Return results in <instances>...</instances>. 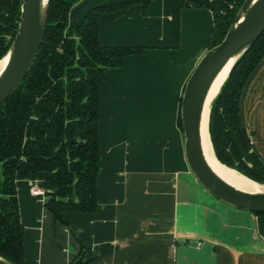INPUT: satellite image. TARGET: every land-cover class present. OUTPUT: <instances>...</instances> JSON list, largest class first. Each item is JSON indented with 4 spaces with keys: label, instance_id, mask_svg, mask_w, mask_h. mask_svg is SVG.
Segmentation results:
<instances>
[{
    "label": "crops",
    "instance_id": "0c3cea01",
    "mask_svg": "<svg viewBox=\"0 0 264 264\" xmlns=\"http://www.w3.org/2000/svg\"><path fill=\"white\" fill-rule=\"evenodd\" d=\"M124 4L101 16L100 42L144 52L109 69L100 91L98 208L65 212L68 228L44 206L45 172L18 179L25 264H72L79 255L84 264H264V212L235 207L199 182L179 123L215 13L183 9L180 0H81L68 25ZM241 116L264 159V58L245 86Z\"/></svg>",
    "mask_w": 264,
    "mask_h": 264
},
{
    "label": "trees",
    "instance_id": "16d2710c",
    "mask_svg": "<svg viewBox=\"0 0 264 264\" xmlns=\"http://www.w3.org/2000/svg\"><path fill=\"white\" fill-rule=\"evenodd\" d=\"M80 1L49 0L38 55L19 86L0 103V256L13 264H25L18 179L45 172L44 206L68 228L65 212L97 210L100 91L109 69L120 66L125 56L144 52L100 42L101 16L128 4L93 8L78 27L71 28L69 12ZM180 1L183 9L215 13L210 50L222 43L246 0ZM20 6L21 0H0V59L16 35ZM263 58L264 34L237 62L210 114L217 159L258 183H264V159L243 123L241 98ZM179 123L183 128L181 111ZM72 264H84L83 257Z\"/></svg>",
    "mask_w": 264,
    "mask_h": 264
},
{
    "label": "water",
    "instance_id": "95a60500",
    "mask_svg": "<svg viewBox=\"0 0 264 264\" xmlns=\"http://www.w3.org/2000/svg\"><path fill=\"white\" fill-rule=\"evenodd\" d=\"M48 3L49 0H21L16 35L0 59L1 62L8 58L0 73V103L19 86L38 55L46 29ZM263 34L264 0H246L222 43L208 50L193 71L181 104L186 158L199 182L217 198L235 207L260 213L264 212V190H241L222 179L208 164L202 146L201 123L209 91L218 73L235 58L230 76L237 62ZM0 264L13 263L0 256Z\"/></svg>",
    "mask_w": 264,
    "mask_h": 264
},
{
    "label": "bare ground",
    "instance_id": "6f19581e",
    "mask_svg": "<svg viewBox=\"0 0 264 264\" xmlns=\"http://www.w3.org/2000/svg\"><path fill=\"white\" fill-rule=\"evenodd\" d=\"M44 2L46 0H43ZM7 59L5 58L0 62V73L4 69ZM235 62V58L229 60V62L221 69L218 73L217 77L215 78L212 87L209 91L204 113L203 119L201 123V139H202V146L203 151L206 157V160L210 167L225 181L232 184L233 186L249 192H258L264 190V184L258 183L244 174L240 173L239 171L230 168L224 164H222L216 157L211 136H210V112L211 106L213 104V100L221 91L222 86L224 85L225 81L227 80L231 68ZM219 96V95H218Z\"/></svg>",
    "mask_w": 264,
    "mask_h": 264
},
{
    "label": "built area",
    "instance_id": "2783aa9c",
    "mask_svg": "<svg viewBox=\"0 0 264 264\" xmlns=\"http://www.w3.org/2000/svg\"><path fill=\"white\" fill-rule=\"evenodd\" d=\"M32 193H33V194H40L41 191H39L38 189H33V190H32Z\"/></svg>",
    "mask_w": 264,
    "mask_h": 264
}]
</instances>
